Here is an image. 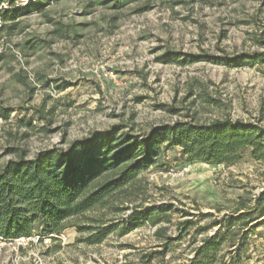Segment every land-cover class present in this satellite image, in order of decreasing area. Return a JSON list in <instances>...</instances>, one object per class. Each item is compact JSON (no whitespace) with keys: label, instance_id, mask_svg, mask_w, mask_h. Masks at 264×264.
Returning <instances> with one entry per match:
<instances>
[{"label":"rangeland","instance_id":"obj_1","mask_svg":"<svg viewBox=\"0 0 264 264\" xmlns=\"http://www.w3.org/2000/svg\"><path fill=\"white\" fill-rule=\"evenodd\" d=\"M49 3L0 31V105L12 109L9 119L0 118V169L19 153L32 157L83 139L155 148L131 184L66 222L60 233L33 235L40 239L27 244L0 239V264H37L39 258L48 264H142L150 251L164 254L149 264H188L203 237L218 228L215 219L237 217L239 198L264 189V158L242 145L231 146L220 161L209 160L206 137L187 134L198 142L187 150L158 130L216 121L264 130V63L240 60L264 52V0ZM134 211L141 219L120 234ZM154 212L161 217L157 224L147 218ZM185 221L193 223L187 231ZM254 223L251 230L235 225L238 247L230 250L240 251L236 263L223 245L212 264L223 255L225 264H264V217ZM89 225L115 226L101 242L89 243V230L82 228ZM201 227L205 231L197 233Z\"/></svg>","mask_w":264,"mask_h":264},{"label":"trees","instance_id":"obj_2","mask_svg":"<svg viewBox=\"0 0 264 264\" xmlns=\"http://www.w3.org/2000/svg\"><path fill=\"white\" fill-rule=\"evenodd\" d=\"M54 0H34L24 6H18L17 0H0V31L14 29L27 15L39 5L50 4ZM3 3L7 7H1ZM203 58V57H198ZM199 59V60H200ZM217 61L221 59H216ZM241 62L264 63V52H254L240 57ZM231 64V63H229ZM11 108L0 105V118L9 119ZM238 128L228 122L216 121L208 127H186L176 123L172 127L159 129V134H170L175 141L189 150L191 145L198 143L194 137H206L211 143L209 149L212 157L209 160L220 161L218 156L230 153L231 146L248 145L253 147L256 158H264V130ZM229 131V135H226ZM187 134H194L188 137ZM158 134L154 137H156ZM210 136L214 138L210 139ZM210 139V140H209ZM154 145L149 143H113L112 139H83L76 140L66 149L53 147L39 151L32 157L19 153L15 159L9 160L0 169V239H16L32 237L43 233H60L66 222L72 218L85 216L94 207L107 204L109 199L123 186L131 184L145 161L152 154ZM208 149V147H204ZM203 149V150H204ZM238 212L215 219L213 225L218 226L214 234L203 237L188 264H212L215 253L223 245L232 253L231 261L236 263L240 251H231L238 247L234 240L237 233L235 225L240 223L249 226L248 230L257 227L255 221L264 217V189L251 199L239 198L236 202ZM156 214V215H155ZM152 223L160 222L159 212L149 213ZM139 212L134 211L127 217L132 222L130 226L120 231L126 234L139 221ZM101 221L100 219H97ZM185 231L192 226V221L182 223ZM115 225H89V235L86 241L99 243L113 231ZM228 229V235L221 236V230ZM205 231L201 227L197 233ZM162 231L157 230L160 235ZM184 234L179 235L178 239ZM171 239L167 238L166 243ZM163 243V246H166ZM237 246V247H236ZM157 254L164 251H150L141 257L142 264H149ZM224 255L217 264H225Z\"/></svg>","mask_w":264,"mask_h":264},{"label":"built area","instance_id":"obj_3","mask_svg":"<svg viewBox=\"0 0 264 264\" xmlns=\"http://www.w3.org/2000/svg\"><path fill=\"white\" fill-rule=\"evenodd\" d=\"M39 239H40L39 236L35 237V239H33V237H21L19 239V241L21 243H26L27 244L30 240L38 241ZM37 264H48V263L45 260H43L42 258H39Z\"/></svg>","mask_w":264,"mask_h":264}]
</instances>
